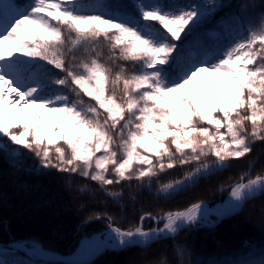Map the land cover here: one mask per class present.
<instances>
[{"label": "snow or ice", "instance_id": "6c2138e0", "mask_svg": "<svg viewBox=\"0 0 264 264\" xmlns=\"http://www.w3.org/2000/svg\"><path fill=\"white\" fill-rule=\"evenodd\" d=\"M135 6L137 19L120 0H0V135L34 151L42 167L101 187L151 184L192 166L159 184L173 196L264 141V14L224 46L197 52L178 42L202 19L203 6ZM46 112L60 115L46 119ZM0 147L7 145L0 140ZM261 192L264 172L241 173L226 213ZM203 206L144 213L126 229L109 216V239L121 248L147 246L198 223ZM147 219L162 227L145 229Z\"/></svg>", "mask_w": 264, "mask_h": 264}, {"label": "trees", "instance_id": "16d2710c", "mask_svg": "<svg viewBox=\"0 0 264 264\" xmlns=\"http://www.w3.org/2000/svg\"><path fill=\"white\" fill-rule=\"evenodd\" d=\"M18 1L21 3L24 0ZM200 1L171 0L181 7L199 5ZM83 2L91 4L95 0ZM104 2L114 3L115 0ZM148 2L156 0H128L125 11L129 17L137 19L139 13L135 5ZM231 3L224 0L218 4L216 19ZM240 3L237 0L236 6ZM262 14L264 9L258 10L252 21L258 24ZM216 19L209 22L204 14L192 26V31L206 25L217 26ZM248 22L244 21L240 29ZM48 67L52 72L62 74L53 66ZM72 98L76 99L74 95ZM6 145L0 147V242L37 239L43 247L62 254L71 252L81 237L105 227L109 216L121 228H128L138 223L143 213L157 215L162 211L183 208L197 200L212 202L218 196L223 197L227 190L219 194V188L234 182L247 170L255 156L251 175L264 170V141H256L251 153L239 160L229 161V167L199 179L194 187L180 194L165 196L158 193L159 184L181 177L192 166L168 170L151 184L147 180L141 183L133 179L101 187L98 182L79 173L42 167L34 151L7 142ZM209 159L212 161L214 158ZM109 192L120 195L113 198ZM261 213H264V192L247 200L238 212L213 226L186 227L173 237L143 247L134 245L106 250L86 264H160L161 261L166 264H261L264 261V222L260 218ZM96 214H99V218ZM0 253L3 255L2 264H66L30 260L9 248H0Z\"/></svg>", "mask_w": 264, "mask_h": 264}, {"label": "rangeland", "instance_id": "374dc122", "mask_svg": "<svg viewBox=\"0 0 264 264\" xmlns=\"http://www.w3.org/2000/svg\"><path fill=\"white\" fill-rule=\"evenodd\" d=\"M224 0H201L199 2L200 6H203L205 8V14L209 16V18L215 17L213 12L219 7L218 4L222 3ZM231 5H229L228 9H223L222 14L218 15V19H221V22L218 23L222 27V32L216 31L215 28H207L206 31H204V28L202 31L199 32L195 31L192 34L187 35L183 38V47L185 50H188L191 48L193 51L197 52H204L208 50L216 49L217 47L224 46L227 42H220L218 37L222 38H231V36L235 33L236 27L241 24L242 21H252L258 10L264 9V0H240L241 3L236 6L237 0H229ZM211 21V19H210ZM209 21V22H210ZM215 37L214 41L212 43H206V38L208 37ZM40 111L39 109H30L29 112H35ZM60 114H50L45 113L46 119L49 116H59ZM0 140H2L4 143L14 144L12 143L7 137H4L0 135ZM211 162V161H210ZM191 171V170H190ZM245 172V171H243ZM242 172V173H243ZM226 185L222 186L225 187ZM221 188V187H220ZM229 191L226 192V194L223 197L229 196ZM42 198V197H40ZM222 198V197H221ZM70 204H74L73 201H71ZM58 212V210H57ZM29 215V214H28ZM32 215V214H30ZM260 218L262 219V222H264V213H261ZM204 221L213 223L214 219L212 218H206Z\"/></svg>", "mask_w": 264, "mask_h": 264}, {"label": "bare ground", "instance_id": "6f19581e", "mask_svg": "<svg viewBox=\"0 0 264 264\" xmlns=\"http://www.w3.org/2000/svg\"><path fill=\"white\" fill-rule=\"evenodd\" d=\"M229 197L230 194L228 196V198L226 199L227 201L224 204H219L217 206H215L212 211H214L215 213H222V212H226L228 210V201H229ZM207 216H209V211H206V207L203 206L202 209V213H201V218H206ZM111 242L109 239V230L107 231L106 234H97L94 235L93 237L87 239V240H83L81 242V245L79 247V250L77 252V254H83V255H87L89 253H91L92 251H94L97 247L105 244L106 242ZM110 245V243H108ZM30 251L33 254H38L41 255L42 254V249L40 247V245L38 243H31L30 244Z\"/></svg>", "mask_w": 264, "mask_h": 264}, {"label": "water", "instance_id": "95a60500", "mask_svg": "<svg viewBox=\"0 0 264 264\" xmlns=\"http://www.w3.org/2000/svg\"><path fill=\"white\" fill-rule=\"evenodd\" d=\"M1 245L15 247V248H18L20 250H25V251L27 250L24 247L17 245L16 243H4V244L1 243ZM101 248L96 250L93 254L89 255L85 260H82V261L73 258V256L69 257L66 255H59V254H53V253H49L47 256H44L43 258L46 260H58V261L70 262V263L85 262V261H89L90 259L95 257L98 253H100Z\"/></svg>", "mask_w": 264, "mask_h": 264}]
</instances>
